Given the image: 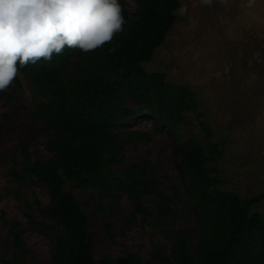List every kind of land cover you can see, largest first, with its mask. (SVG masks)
I'll return each mask as SVG.
<instances>
[{
    "label": "rangeland",
    "instance_id": "rangeland-1",
    "mask_svg": "<svg viewBox=\"0 0 264 264\" xmlns=\"http://www.w3.org/2000/svg\"><path fill=\"white\" fill-rule=\"evenodd\" d=\"M177 19L153 57L142 65L148 73H162L168 83L184 85L197 103L184 113L177 135L197 139L209 154L219 148L218 185L242 199L264 191V0H180ZM135 0H126L131 15ZM117 39L114 36L113 43ZM81 57H71L69 76H76ZM51 91L35 84L19 70L0 92V264L13 260L10 224L18 222L28 253L27 264H51L52 235L34 222L52 224L47 213L49 195L44 182L21 178L19 146L28 144L32 160L51 156L47 142L53 129L45 122L41 104H51ZM124 109L140 104L126 99ZM204 122L208 131L203 128ZM124 141L117 159L102 178L67 182L88 218L91 250L99 264H115L118 257L136 255L142 264H173L172 246L183 237L195 251L198 227L175 160V134L149 113L128 117L114 129ZM146 167L158 187L175 199L172 214L158 215L154 196L128 193L104 182L129 165ZM147 208V210H143ZM264 214V201L254 206ZM146 211L151 212L148 214Z\"/></svg>",
    "mask_w": 264,
    "mask_h": 264
},
{
    "label": "trees",
    "instance_id": "trees-1",
    "mask_svg": "<svg viewBox=\"0 0 264 264\" xmlns=\"http://www.w3.org/2000/svg\"><path fill=\"white\" fill-rule=\"evenodd\" d=\"M130 15L126 0H119L125 19L123 31L113 43L84 53L65 48L51 61L41 59L21 68L35 84L46 87L54 99L41 104L45 122L53 129L48 140L51 152L45 160H32L28 144L19 146L22 166L14 169L21 178L44 182L49 195L47 213L54 223L34 222L33 228H44L52 235L51 264H99L91 250L88 218L69 182L102 178L105 168L117 159L124 141L116 138L114 129L128 117L149 113L175 134V160L185 189L193 201L198 227L195 251L183 237L172 246L173 264H264V214L254 206L264 201L261 194L242 199L221 190L218 185L219 148L212 143L208 154L195 138L181 141L177 133L185 123L184 113L195 111L197 103L184 85L168 83L162 73H148L142 63L149 61L163 43L177 19L180 0H135ZM81 57L76 76H69L71 57ZM140 104L135 111L124 109L123 102ZM208 131L207 125L202 122ZM104 182L114 183L128 193L155 197L158 215L172 214L175 199L158 187V181L146 167L133 163L120 175ZM147 210V208L143 209ZM148 214L151 212L146 211ZM20 224H10L13 237V260L3 264H27L28 253L20 234ZM115 264H142L140 257H118Z\"/></svg>",
    "mask_w": 264,
    "mask_h": 264
},
{
    "label": "clouds",
    "instance_id": "clouds-1",
    "mask_svg": "<svg viewBox=\"0 0 264 264\" xmlns=\"http://www.w3.org/2000/svg\"><path fill=\"white\" fill-rule=\"evenodd\" d=\"M125 22L119 0H0V92L21 68L65 48L93 51Z\"/></svg>",
    "mask_w": 264,
    "mask_h": 264
}]
</instances>
